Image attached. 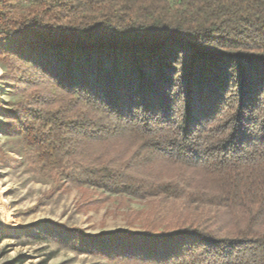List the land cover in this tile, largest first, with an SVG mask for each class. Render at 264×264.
<instances>
[{
	"label": "trees",
	"instance_id": "obj_1",
	"mask_svg": "<svg viewBox=\"0 0 264 264\" xmlns=\"http://www.w3.org/2000/svg\"><path fill=\"white\" fill-rule=\"evenodd\" d=\"M0 64L26 170L125 204L79 251L264 264V0H0Z\"/></svg>",
	"mask_w": 264,
	"mask_h": 264
},
{
	"label": "rangeland",
	"instance_id": "obj_2",
	"mask_svg": "<svg viewBox=\"0 0 264 264\" xmlns=\"http://www.w3.org/2000/svg\"><path fill=\"white\" fill-rule=\"evenodd\" d=\"M12 74L0 64V115L16 99ZM9 121L0 117V123ZM15 141L0 131V151L13 161L11 166L0 161V264H118L79 251L68 234L125 228V204H87L89 197L79 190H54L49 181L26 170ZM131 208L140 209L135 204Z\"/></svg>",
	"mask_w": 264,
	"mask_h": 264
}]
</instances>
